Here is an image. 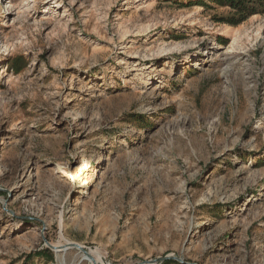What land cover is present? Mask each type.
Wrapping results in <instances>:
<instances>
[{"label":"rangeland","instance_id":"obj_1","mask_svg":"<svg viewBox=\"0 0 264 264\" xmlns=\"http://www.w3.org/2000/svg\"><path fill=\"white\" fill-rule=\"evenodd\" d=\"M74 244L264 264V0H0V264Z\"/></svg>","mask_w":264,"mask_h":264},{"label":"bare ground","instance_id":"obj_2","mask_svg":"<svg viewBox=\"0 0 264 264\" xmlns=\"http://www.w3.org/2000/svg\"><path fill=\"white\" fill-rule=\"evenodd\" d=\"M162 29L164 30V31H166V30H168L169 28H171L172 26L171 25H173V24H168V23H165V22H163L162 24ZM207 29H209L208 27H206V28H204L203 30H207ZM194 31V30H193ZM134 42V41H133ZM124 63V62H123ZM1 71H2V73H1V75L2 74H4V71H3V68H1ZM68 241V240H67ZM61 243V242H60ZM70 244H72V242H67V243H65V244H59V242H58V244L56 245H54V248H55V252L56 253H60L62 250H61V248H63V247H65L66 245H70ZM81 244V243H80ZM80 244H78L79 246H77V247H73V248H75L76 250H77V252H78V256H79V259L80 260H86V261H89L91 264H99L100 263V259H99V256H98V254H97V252H94V251H89V252H83V246L82 245H80ZM58 248L60 249V250H58ZM92 250V249H91ZM55 253V254H56ZM100 254V253H99ZM59 256V255H58ZM87 259H86V258Z\"/></svg>","mask_w":264,"mask_h":264},{"label":"water","instance_id":"obj_3","mask_svg":"<svg viewBox=\"0 0 264 264\" xmlns=\"http://www.w3.org/2000/svg\"><path fill=\"white\" fill-rule=\"evenodd\" d=\"M46 244L49 246V247H53L51 244H49L48 242H46ZM73 244V243H72ZM76 246H79L78 244H74ZM83 252H86L85 250H83Z\"/></svg>","mask_w":264,"mask_h":264},{"label":"trees","instance_id":"obj_4","mask_svg":"<svg viewBox=\"0 0 264 264\" xmlns=\"http://www.w3.org/2000/svg\"><path fill=\"white\" fill-rule=\"evenodd\" d=\"M234 1H236V0H234ZM46 251L45 252H47V249H45Z\"/></svg>","mask_w":264,"mask_h":264}]
</instances>
